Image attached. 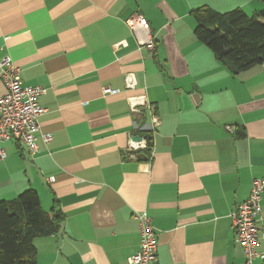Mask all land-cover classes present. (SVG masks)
<instances>
[{
  "label": "crops",
  "instance_id": "1",
  "mask_svg": "<svg viewBox=\"0 0 264 264\" xmlns=\"http://www.w3.org/2000/svg\"><path fill=\"white\" fill-rule=\"evenodd\" d=\"M202 6L249 16L264 8L257 0H0V57L20 68L23 86L43 90L46 110L34 156L16 141L0 144V201L32 189L45 212L57 204L64 217L56 235L34 240L37 264H129L142 212L157 235L156 264H244L231 215L264 179V62L232 75L216 61L194 36L190 12ZM108 88L117 93L104 95ZM131 99L153 112H133ZM153 115L160 124L150 132ZM142 133L151 134L149 160L129 150ZM260 207L261 235L264 191ZM256 251L264 253V237Z\"/></svg>",
  "mask_w": 264,
  "mask_h": 264
},
{
  "label": "trees",
  "instance_id": "2",
  "mask_svg": "<svg viewBox=\"0 0 264 264\" xmlns=\"http://www.w3.org/2000/svg\"><path fill=\"white\" fill-rule=\"evenodd\" d=\"M264 6V0H257ZM195 21L194 36L232 75L264 62V8L253 15L242 9L225 13L202 6L190 12ZM140 135V134H138ZM151 147V134L140 135ZM139 136V137H140ZM238 137L244 134L238 133ZM149 160L150 151L135 155ZM64 221L57 204L45 212L38 194L27 189L15 199L0 201V264H37L34 240L56 235Z\"/></svg>",
  "mask_w": 264,
  "mask_h": 264
},
{
  "label": "built area",
  "instance_id": "3",
  "mask_svg": "<svg viewBox=\"0 0 264 264\" xmlns=\"http://www.w3.org/2000/svg\"><path fill=\"white\" fill-rule=\"evenodd\" d=\"M139 28L149 34V24L142 18H138ZM148 50H153V40L147 36L143 41ZM126 76L127 87L134 85L130 78ZM0 81L2 82L5 93L0 96V144L10 140L16 141L20 145L26 146L31 156L37 152L36 134L39 132V118L43 116L46 110L38 104V98L42 93V89L38 86H23L21 83L20 68L9 57H0ZM114 90L105 89L103 94H115ZM131 110H137L136 106L145 107L153 112V107L144 104L141 100H130ZM160 124L156 116L151 119V131L153 132ZM227 131L233 133V129L227 128ZM42 141L48 144L52 140L50 134H43ZM140 142H133L129 150L138 151V149H147L151 151V147L141 145L144 143L142 137ZM4 158V153L0 150V159ZM264 191V179H254L250 194L244 202H242L234 210L231 215L233 229L235 231L236 242L242 248L245 262L244 264H254L255 260H260L264 264V253L256 251L259 240L264 234H259L258 224L260 218V201ZM138 221L140 232V248L128 258L129 264H156L157 263V235L152 227L149 216L145 213H139L135 216Z\"/></svg>",
  "mask_w": 264,
  "mask_h": 264
},
{
  "label": "water",
  "instance_id": "4",
  "mask_svg": "<svg viewBox=\"0 0 264 264\" xmlns=\"http://www.w3.org/2000/svg\"><path fill=\"white\" fill-rule=\"evenodd\" d=\"M141 138L140 137H133L132 142H140Z\"/></svg>",
  "mask_w": 264,
  "mask_h": 264
},
{
  "label": "rangeland",
  "instance_id": "5",
  "mask_svg": "<svg viewBox=\"0 0 264 264\" xmlns=\"http://www.w3.org/2000/svg\"><path fill=\"white\" fill-rule=\"evenodd\" d=\"M218 12V11H217Z\"/></svg>",
  "mask_w": 264,
  "mask_h": 264
}]
</instances>
